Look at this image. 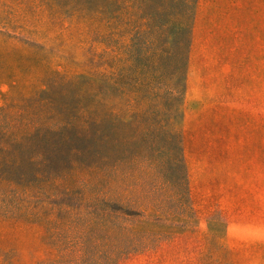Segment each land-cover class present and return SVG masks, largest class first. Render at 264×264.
I'll list each match as a JSON object with an SVG mask.
<instances>
[{
    "label": "rangeland",
    "instance_id": "obj_1",
    "mask_svg": "<svg viewBox=\"0 0 264 264\" xmlns=\"http://www.w3.org/2000/svg\"><path fill=\"white\" fill-rule=\"evenodd\" d=\"M153 1L0 0V264H264V0Z\"/></svg>",
    "mask_w": 264,
    "mask_h": 264
},
{
    "label": "trees",
    "instance_id": "obj_2",
    "mask_svg": "<svg viewBox=\"0 0 264 264\" xmlns=\"http://www.w3.org/2000/svg\"><path fill=\"white\" fill-rule=\"evenodd\" d=\"M123 8L129 9L133 8L136 16L141 18H146L147 16L149 19H152L151 13H147V9L153 6V0H120Z\"/></svg>",
    "mask_w": 264,
    "mask_h": 264
}]
</instances>
